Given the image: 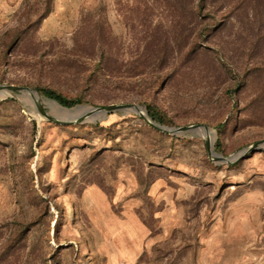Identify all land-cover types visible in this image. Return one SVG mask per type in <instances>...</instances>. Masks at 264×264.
<instances>
[{
	"label": "rangeland",
	"instance_id": "374dc122",
	"mask_svg": "<svg viewBox=\"0 0 264 264\" xmlns=\"http://www.w3.org/2000/svg\"><path fill=\"white\" fill-rule=\"evenodd\" d=\"M1 86L0 264H264V0H0Z\"/></svg>",
	"mask_w": 264,
	"mask_h": 264
},
{
	"label": "water",
	"instance_id": "95a60500",
	"mask_svg": "<svg viewBox=\"0 0 264 264\" xmlns=\"http://www.w3.org/2000/svg\"><path fill=\"white\" fill-rule=\"evenodd\" d=\"M4 91L30 93L32 90H30L28 88H21V87H14V86H1L0 87V93L4 92ZM89 108L90 109L84 115L80 116L79 119L83 118V117H93V116H97V115L98 116L102 115L103 117H106L109 113H112V112H122L125 115H134V114L135 115H141V114H139V111H140L139 106L129 105V104L128 105H111V106H108L106 108H93V107H89ZM42 113L44 115H46L47 117H49L44 111H42ZM142 117L145 120H147L154 129H156L157 131L162 132L164 134L181 136L184 134H193V133H195L197 135H201L200 134L201 130L205 131V133L209 132V129L205 126H202V125L183 127V128H169V127L162 126V125H159V124H156L154 122L149 121L147 119V117H145L144 115H142ZM49 119L52 122L59 123L62 125L69 124L67 122L57 121L51 117H49ZM207 145H208V149H209V156L211 159H214L215 161H218L219 163H222V164L233 165V164L237 163L239 160H241L249 152H253L255 150L263 149L264 148V140L256 143L255 145L248 148L247 150L241 151L238 155L233 156V157H229V158H225V157H222V156L214 153L212 151L211 146L209 144H207Z\"/></svg>",
	"mask_w": 264,
	"mask_h": 264
},
{
	"label": "trees",
	"instance_id": "16d2710c",
	"mask_svg": "<svg viewBox=\"0 0 264 264\" xmlns=\"http://www.w3.org/2000/svg\"><path fill=\"white\" fill-rule=\"evenodd\" d=\"M39 91L42 92L46 97L57 101L59 104H61L62 106H65V107H72V106L79 103L78 100L67 99L66 97L62 96L61 94H58L57 92H55L53 90L41 89ZM148 110H149V114H150L151 118L162 123V121H163L162 118L158 117V115H155L150 108Z\"/></svg>",
	"mask_w": 264,
	"mask_h": 264
},
{
	"label": "bare ground",
	"instance_id": "6f19581e",
	"mask_svg": "<svg viewBox=\"0 0 264 264\" xmlns=\"http://www.w3.org/2000/svg\"><path fill=\"white\" fill-rule=\"evenodd\" d=\"M12 95V93L11 92H9V91H4V92H1L0 93V99H4V98H6V97H10ZM90 108H87V109H79V110H65V109H61V108H53V113L57 116V117H59V118H61V117H74V116H80V115H82V114H84V113H86L88 110H89ZM140 112V111H139ZM98 116V115H97ZM97 116H94V117H97ZM200 133L203 135H205V134H207V133H205V131H203V130H201L200 131ZM210 133H208V135H209Z\"/></svg>",
	"mask_w": 264,
	"mask_h": 264
},
{
	"label": "crops",
	"instance_id": "0c3cea01",
	"mask_svg": "<svg viewBox=\"0 0 264 264\" xmlns=\"http://www.w3.org/2000/svg\"><path fill=\"white\" fill-rule=\"evenodd\" d=\"M136 259V258H135ZM119 264H124L123 262H120Z\"/></svg>",
	"mask_w": 264,
	"mask_h": 264
}]
</instances>
